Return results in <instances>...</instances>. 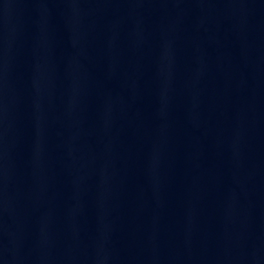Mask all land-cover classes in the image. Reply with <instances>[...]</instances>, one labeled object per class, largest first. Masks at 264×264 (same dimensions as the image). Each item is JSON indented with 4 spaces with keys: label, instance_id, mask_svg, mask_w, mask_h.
<instances>
[{
    "label": "water",
    "instance_id": "95a60500",
    "mask_svg": "<svg viewBox=\"0 0 264 264\" xmlns=\"http://www.w3.org/2000/svg\"><path fill=\"white\" fill-rule=\"evenodd\" d=\"M134 0H0V264H52L79 147Z\"/></svg>",
    "mask_w": 264,
    "mask_h": 264
}]
</instances>
